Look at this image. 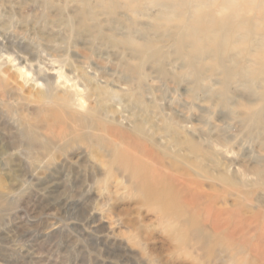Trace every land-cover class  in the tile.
<instances>
[{"label": "rangeland", "instance_id": "374dc122", "mask_svg": "<svg viewBox=\"0 0 264 264\" xmlns=\"http://www.w3.org/2000/svg\"><path fill=\"white\" fill-rule=\"evenodd\" d=\"M181 1L0 0V264H264V66Z\"/></svg>", "mask_w": 264, "mask_h": 264}, {"label": "bare ground", "instance_id": "6f19581e", "mask_svg": "<svg viewBox=\"0 0 264 264\" xmlns=\"http://www.w3.org/2000/svg\"><path fill=\"white\" fill-rule=\"evenodd\" d=\"M239 1L241 2V0H222L219 4L215 1L218 4L217 8L215 7L216 9L211 11L209 16L203 18L201 16L203 11L202 13H195L196 8L199 7V4L209 6V2L208 0H195L194 9L192 8L190 11L191 22L188 21L192 25L186 29L184 39L181 42L185 48L190 46V55L193 59L211 56L217 60L220 59L219 52L224 57L228 50H236L241 43L248 41L250 42L248 48V55L251 58L250 64L264 66V30L259 28L260 21L264 22V16H261L264 15V10H260L259 5L260 11L257 10L256 12L258 0H242V3ZM181 2V0H158L157 4L164 7L166 12L172 13ZM208 17L209 19H207ZM260 36L261 39L258 38ZM232 59L235 60L236 57ZM247 68L248 66H243L242 73L246 72L247 75L259 72ZM249 68L251 67L249 66ZM22 75H26V73H22ZM152 183L150 179L145 182V186L152 198L156 199L163 194L155 192ZM161 202L164 205L166 201L162 199Z\"/></svg>", "mask_w": 264, "mask_h": 264}]
</instances>
